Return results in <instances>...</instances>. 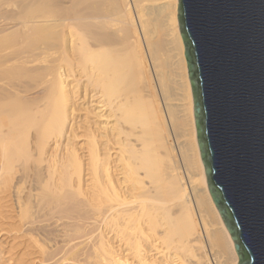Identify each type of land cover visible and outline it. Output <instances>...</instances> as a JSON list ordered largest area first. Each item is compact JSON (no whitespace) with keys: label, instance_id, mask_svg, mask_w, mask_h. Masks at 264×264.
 <instances>
[{"label":"bare ground","instance_id":"1","mask_svg":"<svg viewBox=\"0 0 264 264\" xmlns=\"http://www.w3.org/2000/svg\"><path fill=\"white\" fill-rule=\"evenodd\" d=\"M178 8L0 0V217L29 224L43 255L55 224L68 247L56 264H239L201 156ZM16 249L0 256L23 264Z\"/></svg>","mask_w":264,"mask_h":264},{"label":"water","instance_id":"2","mask_svg":"<svg viewBox=\"0 0 264 264\" xmlns=\"http://www.w3.org/2000/svg\"><path fill=\"white\" fill-rule=\"evenodd\" d=\"M198 142L239 264H264V0H179Z\"/></svg>","mask_w":264,"mask_h":264},{"label":"rangeland","instance_id":"3","mask_svg":"<svg viewBox=\"0 0 264 264\" xmlns=\"http://www.w3.org/2000/svg\"><path fill=\"white\" fill-rule=\"evenodd\" d=\"M16 223V225L13 226V224ZM45 223V222H43ZM49 223V222H48ZM18 223H17V218L16 215L14 213L11 212H3V215L0 217V250H2V248L8 249L11 248L12 246H17V253L19 254L18 256L27 253L26 255V260L24 261L23 264H56V262H58V260L60 259V257L63 256V254L65 253L68 247H63L62 249H59L58 247H61L62 245H64V243H58L59 241L54 240L56 239V235L53 238V235L55 234V232L50 231L48 229H51V227L49 226L47 231H48V235L51 233V235H49V237L47 236V231H43L42 229V234L45 233L43 236L40 233V235L43 237V239L46 237H48V240L51 239L49 242L48 241H44L43 239L41 240V242H43L44 246H46L48 249L45 250L46 254L38 249L37 247H35L33 245V242L29 239V236L27 235V229L30 226L29 224H27L26 226L23 227V229L19 230V228L17 227ZM16 226V227H15ZM54 230L55 229V224L51 225ZM46 235V236H45ZM80 235V236H79ZM76 236H73V241L71 242V244H74L76 242H82L84 241V238L82 236V234H79ZM39 237V239H41L42 237ZM52 236V237H50ZM82 236V237H81ZM56 237V238H55ZM77 237H80L77 239ZM45 238V239H46ZM59 239V238H57ZM76 239V240H75ZM48 242V244H47ZM61 242V241H60ZM56 243V246L55 244ZM146 245L145 247H147L148 243L144 242ZM3 245V247H2ZM49 251V252H48ZM61 251V252H59ZM14 252V250L12 251V253ZM48 252V253H47ZM153 253V252H151ZM8 256V254L4 255V257L2 258V256H0V264H18L17 261H6L5 257ZM132 256V255H130ZM17 257V254L15 255V258ZM135 257L132 256V261H135L134 259ZM131 260V257H130ZM19 264H21L19 262Z\"/></svg>","mask_w":264,"mask_h":264}]
</instances>
